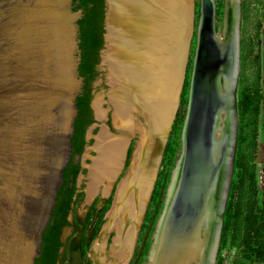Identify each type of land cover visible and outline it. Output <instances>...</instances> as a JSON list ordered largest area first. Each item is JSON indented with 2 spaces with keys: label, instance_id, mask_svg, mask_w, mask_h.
<instances>
[{
  "label": "water",
  "instance_id": "water-1",
  "mask_svg": "<svg viewBox=\"0 0 264 264\" xmlns=\"http://www.w3.org/2000/svg\"><path fill=\"white\" fill-rule=\"evenodd\" d=\"M106 4L100 64L108 43L109 0ZM200 10L180 177L172 197L164 200L147 264H170L196 239L202 241L200 257L205 254L198 264H217L237 147L240 38L236 33L222 46L214 0H201ZM82 16V9L73 10V0H0V264H35L41 254L73 151L77 97L84 84ZM223 74L230 77L226 90ZM224 108L228 114L218 133ZM97 123L88 129V141ZM93 232L88 229V244Z\"/></svg>",
  "mask_w": 264,
  "mask_h": 264
},
{
  "label": "bare ground",
  "instance_id": "bare-ground-1",
  "mask_svg": "<svg viewBox=\"0 0 264 264\" xmlns=\"http://www.w3.org/2000/svg\"><path fill=\"white\" fill-rule=\"evenodd\" d=\"M109 2L108 43L103 57L109 70L110 87L104 93L108 96L109 108L103 105V94L97 96L94 103L99 119L112 111L118 131L113 132L108 125H103L95 135L91 149L96 154L85 164L89 169L86 191L90 197L94 198L101 188L105 193L113 190L126 164L132 137L137 136L138 140L129 167L117 185L104 229L115 231L111 246L115 258L106 256V243L98 241L94 246L95 264H119L118 260L126 261L132 254L179 103L195 14L194 0ZM240 11L239 0H227L223 26L219 32L216 30L222 46L224 40L236 33L239 38ZM229 84V75L223 74L222 89L226 90ZM227 114L224 108L218 133ZM180 157L166 198H171L177 188ZM160 224L158 221L156 239ZM201 247L202 241L198 239L184 245L170 259V264H198L205 258V254L200 257Z\"/></svg>",
  "mask_w": 264,
  "mask_h": 264
},
{
  "label": "trees",
  "instance_id": "trees-1",
  "mask_svg": "<svg viewBox=\"0 0 264 264\" xmlns=\"http://www.w3.org/2000/svg\"><path fill=\"white\" fill-rule=\"evenodd\" d=\"M106 8V0H73V10L82 9L83 11L78 25L81 50L79 72L84 84L82 92L77 97L78 115L72 136V155L63 171V182L58 190L52 216L43 232L41 254L36 258L35 264H60V262L64 264L65 258L69 257L70 249L81 244L77 240L79 232L83 238L82 242L85 243L87 227L93 225L97 229L102 223L105 212L109 209V203H107L97 219L99 220L97 225L92 223L95 207L90 209L85 218L77 213L76 207L84 200L86 193L84 185H78V176L85 169L80 160L75 158L76 155L80 156L85 151L89 142L93 141H88L86 134L90 126L97 121L92 99L94 82L102 74L100 62L101 52L105 46ZM189 78L187 77L185 81L180 106L164 150L162 167L150 199L149 207L152 210L146 214L147 222L161 212L171 171L176 164L188 105ZM243 87L244 84L238 92L237 147L219 253L231 246H237L243 249L245 257L251 264H264V167L263 180L260 182L257 177V167L251 162L258 147L263 97L259 88L249 86L244 89ZM241 110L247 120L245 124L244 121L242 122ZM132 151L130 147L129 157ZM238 153L242 154L240 161ZM247 181L250 184V195L245 198ZM71 214L72 219H70ZM66 226H71L73 229L64 242L62 234ZM217 263L225 264L220 255Z\"/></svg>",
  "mask_w": 264,
  "mask_h": 264
},
{
  "label": "rangeland",
  "instance_id": "rangeland-1",
  "mask_svg": "<svg viewBox=\"0 0 264 264\" xmlns=\"http://www.w3.org/2000/svg\"><path fill=\"white\" fill-rule=\"evenodd\" d=\"M214 3L216 7V16H215L216 30L219 32L224 23L227 0H214ZM200 9H201V0H194L195 14H194V19H193V29H192V35H191V40H190V47L188 50L185 78H184V83H183V86L180 92V98H179V103L176 109L175 117L173 119L170 132L168 134V139H169L172 127H173L174 120L177 115V111L180 106L183 88H184L187 77H190L189 79L191 81L193 61H194L195 50H196V45H197V28H198L199 18L201 14ZM240 10H241L240 12L241 22L239 24L240 25V28H239L240 30V37H239L240 38V74H239L238 92L241 88V85L244 84L245 88H248L249 86L254 87V88L255 87L259 88L261 90V94L263 97V100L261 103V114H260V119H259V130L260 131H259V138H258V147L255 150V156H253L251 160V162L256 165L257 177L260 180V182H262L263 167H264V0H240ZM100 70L102 71V74L94 82L93 100H95L97 96L103 94L102 96L105 99V102L103 103V105L105 108H109V103L106 101L108 100V96L104 94L105 92L108 91L110 87L109 70L107 68V65H105L104 63V60H103V64H100ZM241 118H242V122L244 121V124L245 122L247 123V120L244 118V114L242 113V110H241ZM96 122L98 123L95 124V127L92 129V133L95 135L99 133L103 125H108L111 131L113 132L118 131V129L116 128L114 124L113 115H112L111 110L108 112L107 117L101 118L97 120ZM168 139L166 141V144L168 142ZM137 140H138L137 136L132 137V141L130 144V147H132V150L134 149L137 143ZM90 141L91 142H89V144L87 145L84 154L80 158L84 164L91 162L92 160L91 155L96 154V151L91 149V147L95 144V141H96L95 136H93L90 139ZM166 144L163 147L162 157L159 163L158 173L162 167V160H163V155H164ZM181 145H182V141H181ZM130 147L128 149V153H127L128 156L125 161L127 165L125 164L124 169L119 175L118 177L119 179H117L113 190L110 193H105L103 188H101L99 192H97L93 196L94 198L90 197L89 194L86 193L84 200L76 207V211L80 216H85L87 213L90 212V209L92 207H95L94 209L95 211L93 213L94 215L93 219H94V224L97 225V221H99L97 219L100 213L102 212L103 207H105L107 203H109V209L105 212L102 223L94 231V234H93L94 240L92 237V240H93L92 249L95 246L96 242L98 241L101 243L105 242L106 243L105 254L110 259L115 258L111 253L112 252L111 246H112L113 236L115 234V231L113 232L106 231L104 229H105L106 223L109 220L108 214L113 205L117 185L120 179L122 178V176L126 173L129 167V164H130V158L133 153L132 151L129 157ZM180 152H181V146L177 153V160L180 157ZM238 157H239L238 158L239 161L242 160L241 153H238ZM84 169L85 171H81V175L79 176L78 182L80 185L83 184L84 189L87 190L89 169L87 166H84ZM173 169L171 171L170 181H171ZM157 177H158V174H157ZM154 187H155V184H154ZM245 187H246L245 188L246 189L245 198H248L250 195V184H248V181ZM167 189H168V186H167ZM166 193H167V190H166ZM165 198H166V194H165ZM163 205H164V202H163ZM149 206H150V200L148 203V207L145 211L144 218L140 224V227H139V230L136 236V240H135V245H134L130 258L126 261L118 260L119 264H147L148 252H149V249L153 241V233L155 230L158 217L161 213L160 212L159 214H155L153 219L147 222L146 214L152 210ZM69 231H70V227L66 230V232L69 233ZM98 252L100 254V251ZM219 255L223 259L225 264H251L250 261L245 257L243 249L241 247L231 246L230 248L223 250L221 253H219L218 251L217 259L219 258Z\"/></svg>",
  "mask_w": 264,
  "mask_h": 264
},
{
  "label": "flooded vegetation",
  "instance_id": "flooded-vegetation-1",
  "mask_svg": "<svg viewBox=\"0 0 264 264\" xmlns=\"http://www.w3.org/2000/svg\"><path fill=\"white\" fill-rule=\"evenodd\" d=\"M101 60H102V57H101ZM93 93H94V90H93ZM92 101H93V99H92ZM86 138H87V134H86ZM87 140H88V138H87ZM86 147H87V145H86ZM84 152L80 156L79 155L75 156L76 159L80 160L83 169H84L83 162L81 161L80 158L82 157ZM78 179H79V176H78ZM78 185L80 186L79 182H78ZM84 191H85V189H84ZM85 193H86V191H85ZM87 215H88V213L85 216H82V217L85 218ZM92 223H94V220H93ZM68 227H70V231L67 234L65 240H63L64 242H66L68 236L71 234L72 229H73L71 226H68ZM65 228H64V230H65ZM90 228H94V231H95V227L93 225H90V226L87 227L86 234L84 236L85 243L82 242L83 238H82V236H81V234L79 232V234L77 235V240H79V242H81V244L80 245H76V247H72L70 249L69 257L65 258L64 264H95L96 252L94 250V247L92 249V242L94 240V237H93V240L89 244L87 243V232H88V229H90ZM63 233H64V231H63ZM93 234H94V232H93ZM62 250H63V248H62ZM60 264H63V263L60 262Z\"/></svg>",
  "mask_w": 264,
  "mask_h": 264
}]
</instances>
